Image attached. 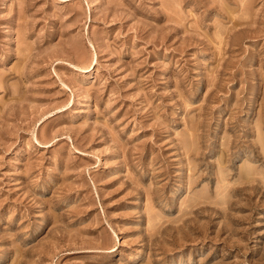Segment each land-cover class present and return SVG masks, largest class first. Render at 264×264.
I'll return each mask as SVG.
<instances>
[{"label": "rangeland", "instance_id": "obj_1", "mask_svg": "<svg viewBox=\"0 0 264 264\" xmlns=\"http://www.w3.org/2000/svg\"><path fill=\"white\" fill-rule=\"evenodd\" d=\"M0 264H264V0H0Z\"/></svg>", "mask_w": 264, "mask_h": 264}]
</instances>
